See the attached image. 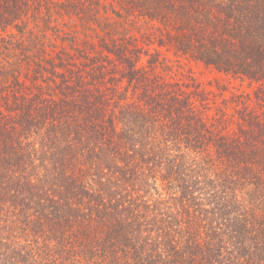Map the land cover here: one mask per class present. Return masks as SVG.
Returning <instances> with one entry per match:
<instances>
[{
  "label": "trees",
  "instance_id": "obj_1",
  "mask_svg": "<svg viewBox=\"0 0 264 264\" xmlns=\"http://www.w3.org/2000/svg\"><path fill=\"white\" fill-rule=\"evenodd\" d=\"M118 1L164 27L156 51L259 83L263 110L243 106L229 129L187 92L147 81L127 46L114 53L132 101L76 79L57 98L3 85L0 264H264V0ZM9 2L12 19L28 7ZM55 58L33 73L59 76Z\"/></svg>",
  "mask_w": 264,
  "mask_h": 264
},
{
  "label": "rangeland",
  "instance_id": "obj_2",
  "mask_svg": "<svg viewBox=\"0 0 264 264\" xmlns=\"http://www.w3.org/2000/svg\"><path fill=\"white\" fill-rule=\"evenodd\" d=\"M25 1L28 7L17 15L18 19H12L6 16L11 2L0 0V17L7 18L5 24H0V87L18 79L29 86L35 83L41 91L57 98L72 91L64 85H72L76 79L80 88L90 91L120 86L132 101L135 89H126L125 78L120 81L125 62L121 63L114 53L127 46L140 54L138 64L147 81L187 92L204 115H224L229 129H237L236 111L243 106L259 113L263 110L257 100L259 83L220 72L163 47L156 51L154 41L164 27L131 9L123 10L118 0ZM56 56L65 66L55 68L59 76L45 71L33 73L40 60L58 61ZM68 69L76 72L68 73ZM141 91L137 88L138 93Z\"/></svg>",
  "mask_w": 264,
  "mask_h": 264
}]
</instances>
